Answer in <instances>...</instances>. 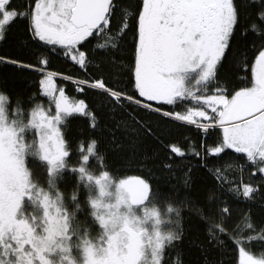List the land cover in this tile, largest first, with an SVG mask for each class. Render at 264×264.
Returning a JSON list of instances; mask_svg holds the SVG:
<instances>
[{
	"label": "snow or ice",
	"instance_id": "1",
	"mask_svg": "<svg viewBox=\"0 0 264 264\" xmlns=\"http://www.w3.org/2000/svg\"><path fill=\"white\" fill-rule=\"evenodd\" d=\"M14 35L24 43L0 65L40 78L23 109L0 84V264H264V0H0V46ZM53 53L83 72L65 77L76 92L119 112L114 124L54 82ZM101 133L147 174L113 172ZM141 137L194 161L182 197L137 159ZM159 203L175 230H159Z\"/></svg>",
	"mask_w": 264,
	"mask_h": 264
},
{
	"label": "trees",
	"instance_id": "2",
	"mask_svg": "<svg viewBox=\"0 0 264 264\" xmlns=\"http://www.w3.org/2000/svg\"><path fill=\"white\" fill-rule=\"evenodd\" d=\"M127 0H121V3H126ZM24 41L19 35H14L9 38V42L5 45L0 46V50L8 51V52H18L19 46L23 44ZM46 71L48 72H55L61 73L63 77L72 76L74 79L83 76V72L78 70L76 66L71 65L70 63H66L62 56L53 53L52 59L49 65L46 67ZM40 78V73L34 70H25L20 71L14 67H4L0 65V84H6L7 87L15 92L18 93L21 97L23 103L21 104L22 109L25 108L29 103V97L33 95V93L38 92V82ZM54 82L58 86H63L65 88V94L70 97V99H84L85 103L89 106L90 109L94 110L98 114V118L100 120L101 126L106 128L109 125L115 123L117 119L120 118V114L117 111L115 116L113 115L111 105L108 102L96 95L91 89H86L84 93H79L75 91V85L70 80H65L62 78H56ZM83 127L82 118L81 121L74 122L70 128L73 134H76L80 131ZM162 128V135L163 138L168 140L172 139L176 136L175 130H170L168 128ZM195 129L193 127L192 133L184 132L185 136L192 135V139H195L194 136ZM101 140H100V152L101 154L108 155L111 158L109 159V167L115 173L119 174H128V175H140V174H147V167L141 172V169L136 166L135 164L129 167L126 163L123 162L122 155H112L113 152H119V149H115L113 145L107 143V137H105L102 133ZM132 149L126 148L127 154H131ZM135 151L137 154V159L144 158L145 163L148 167H151L154 172L157 173L158 184L156 185L159 190L163 193H168L172 190L173 184L176 185V192L175 195L177 198L183 196L185 189L183 188L182 184L178 183V178L180 176L181 169L184 167L185 164L194 163V161L190 160H183L181 161L179 158L176 159L175 162L170 160H165L163 152L154 144L152 141H146L142 137L138 138ZM27 159L31 160V157ZM163 161L164 163H171L173 166V178L169 179L166 173H163L160 168L159 164ZM93 171L94 175H99V171L96 170L95 167L90 169ZM230 174L234 175L235 172H231ZM61 188H66L65 184L60 185ZM159 205V207H157ZM157 210L159 213L160 224L158 226L159 230H175V223L174 217L167 211L165 208L164 203L157 204ZM23 210H29V206L27 202L23 206ZM30 211L35 212L37 215V209H30ZM172 219L173 222L170 223L169 220ZM77 240L72 241L75 243ZM254 251L256 254H259V247L255 248ZM174 254V253H173ZM73 257L77 261L79 260V253L78 250L73 248Z\"/></svg>",
	"mask_w": 264,
	"mask_h": 264
},
{
	"label": "clouds",
	"instance_id": "3",
	"mask_svg": "<svg viewBox=\"0 0 264 264\" xmlns=\"http://www.w3.org/2000/svg\"><path fill=\"white\" fill-rule=\"evenodd\" d=\"M157 207H159V205H157ZM167 207H168V205L165 204V208H167ZM164 231H168V230H162V232H164ZM79 243H80L79 240H77L75 243L72 242V244H71L72 249L75 248L76 250H78L77 246ZM51 259L54 262V264H65V261L61 258V256L59 254H53Z\"/></svg>",
	"mask_w": 264,
	"mask_h": 264
},
{
	"label": "rangeland",
	"instance_id": "4",
	"mask_svg": "<svg viewBox=\"0 0 264 264\" xmlns=\"http://www.w3.org/2000/svg\"><path fill=\"white\" fill-rule=\"evenodd\" d=\"M46 72H48V71H46ZM56 78H62V79H65V77H63V76L56 75V76L53 77V80H55ZM189 78H190V79H191V78H195V72L190 73V74H189ZM65 80H67V79H65ZM93 194H95V189H94V188H93ZM196 255H197V253H196L195 250L193 249V254H192V256L189 257V258H191V259H195V258H196ZM217 259L219 260L220 257H217Z\"/></svg>",
	"mask_w": 264,
	"mask_h": 264
}]
</instances>
